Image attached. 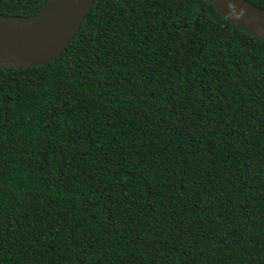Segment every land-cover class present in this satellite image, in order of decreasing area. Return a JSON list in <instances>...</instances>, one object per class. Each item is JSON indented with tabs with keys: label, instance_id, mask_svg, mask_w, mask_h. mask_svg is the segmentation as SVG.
<instances>
[{
	"label": "trees",
	"instance_id": "obj_1",
	"mask_svg": "<svg viewBox=\"0 0 264 264\" xmlns=\"http://www.w3.org/2000/svg\"><path fill=\"white\" fill-rule=\"evenodd\" d=\"M0 264H264V40L207 0H95L0 69Z\"/></svg>",
	"mask_w": 264,
	"mask_h": 264
},
{
	"label": "water",
	"instance_id": "obj_2",
	"mask_svg": "<svg viewBox=\"0 0 264 264\" xmlns=\"http://www.w3.org/2000/svg\"><path fill=\"white\" fill-rule=\"evenodd\" d=\"M95 0H49L30 17L0 14V69H22L59 57ZM243 32L264 40V9L246 0H207Z\"/></svg>",
	"mask_w": 264,
	"mask_h": 264
}]
</instances>
